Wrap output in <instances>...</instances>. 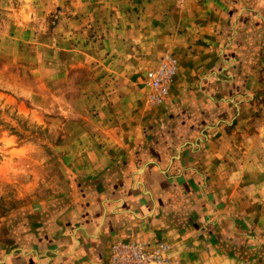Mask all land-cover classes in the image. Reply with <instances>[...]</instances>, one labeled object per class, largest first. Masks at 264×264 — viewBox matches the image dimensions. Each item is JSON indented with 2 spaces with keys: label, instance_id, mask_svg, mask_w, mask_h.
Returning <instances> with one entry per match:
<instances>
[{
  "label": "rangeland",
  "instance_id": "obj_1",
  "mask_svg": "<svg viewBox=\"0 0 264 264\" xmlns=\"http://www.w3.org/2000/svg\"><path fill=\"white\" fill-rule=\"evenodd\" d=\"M141 3L0 0V262L56 239L74 203L104 198L117 184L135 180L122 172L132 166L133 153L125 147L113 154L117 147L110 135L132 129L121 122L136 113V104L161 103L149 99L144 81L156 64L138 63L148 34ZM254 51L255 60L239 62L242 74L256 70L257 86L252 94L241 93L247 102L238 145L242 180L251 183L254 199L243 207L240 201L234 210L255 217L245 221L235 213L200 220L194 205L185 227L200 226L206 233V238L199 233L201 241L224 256L197 264H264V43H256ZM143 127L148 137L142 147L151 148L156 129ZM116 242L124 241L110 246ZM159 245L181 264L166 242L148 247Z\"/></svg>",
  "mask_w": 264,
  "mask_h": 264
},
{
  "label": "crops",
  "instance_id": "obj_2",
  "mask_svg": "<svg viewBox=\"0 0 264 264\" xmlns=\"http://www.w3.org/2000/svg\"><path fill=\"white\" fill-rule=\"evenodd\" d=\"M141 4L148 34L138 63L157 64L168 55L175 58L177 71L160 104H136L140 117L132 110L121 122L132 129L122 127L120 134L110 135L118 148L111 149L113 154L125 147L133 153L132 166L122 172L135 180L117 184L104 198L74 203L67 222L62 218L64 224L58 225L56 239L10 254L0 264H107L108 248L116 240L150 247L166 242L181 264L213 262L224 256L201 241L199 233L205 238L206 233L200 226L184 225L193 206L200 220L235 213L245 221L255 217L248 210H234L240 201L243 207L254 199L251 183L242 180L238 145L241 108L247 102L241 93L255 92L257 75L251 67L242 74L239 62L255 60V44L264 43V0ZM145 124L156 129L151 148L142 147L148 137Z\"/></svg>",
  "mask_w": 264,
  "mask_h": 264
},
{
  "label": "built area",
  "instance_id": "obj_3",
  "mask_svg": "<svg viewBox=\"0 0 264 264\" xmlns=\"http://www.w3.org/2000/svg\"><path fill=\"white\" fill-rule=\"evenodd\" d=\"M177 71V62L171 56H163L155 67L147 69L144 81L152 95L149 99L153 103H160L168 93V88ZM165 246L150 249L140 242H116L109 248L108 264H176L166 256Z\"/></svg>",
  "mask_w": 264,
  "mask_h": 264
}]
</instances>
